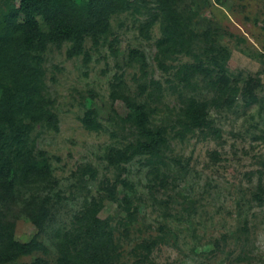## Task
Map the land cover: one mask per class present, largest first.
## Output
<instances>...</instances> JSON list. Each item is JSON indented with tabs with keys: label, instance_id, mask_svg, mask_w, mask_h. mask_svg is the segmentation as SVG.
Masks as SVG:
<instances>
[{
	"label": "trees",
	"instance_id": "1",
	"mask_svg": "<svg viewBox=\"0 0 264 264\" xmlns=\"http://www.w3.org/2000/svg\"><path fill=\"white\" fill-rule=\"evenodd\" d=\"M182 2L0 0V264H166L155 255L169 242L164 227L159 234L142 238L131 256H125L113 218L101 215L106 202L116 200L117 183L104 182L106 196L86 197L68 225L55 226L60 183L38 139L42 130H59L46 63L48 51L64 45L68 58L82 57L86 63L102 48L114 58L118 70L110 81L109 96L113 104L122 103L124 112L113 108L103 117L97 94L91 92L82 122L89 130L107 131V122H113L127 131L128 138L109 146L104 159L115 168L142 160L153 181L164 166H185L181 159L169 157L174 139L219 134L216 110L239 104L253 107L262 81L258 76L239 78L232 73V49L224 42L220 24L211 19L201 23L209 2L192 0L194 8L183 7ZM135 10H139L141 41H153L154 28L159 26L152 58L142 44L121 48L122 38L113 28L114 16ZM156 68L169 78L157 79L152 73ZM168 98L172 107L166 103ZM163 106L169 110L166 117L160 114ZM83 172L81 176L97 177L95 167L86 166ZM117 180L125 186L130 183L129 178ZM254 192L264 199L261 176ZM122 193L120 206L127 214L128 231L137 211L131 194ZM22 217L37 228L26 242L16 238ZM24 257L31 261L18 263Z\"/></svg>",
	"mask_w": 264,
	"mask_h": 264
},
{
	"label": "rangeland",
	"instance_id": "2",
	"mask_svg": "<svg viewBox=\"0 0 264 264\" xmlns=\"http://www.w3.org/2000/svg\"><path fill=\"white\" fill-rule=\"evenodd\" d=\"M207 1L210 8L202 11L201 23L211 19L220 24L224 42L232 49V73L239 78L254 75L261 79L258 102L247 109L239 104L216 110L219 134L174 139L169 157L181 159L185 166H164L155 181L146 174L142 160L115 168L104 159L109 146L128 138L127 131L122 132L113 122H107V131L89 130L83 125L86 97L91 92L97 94L103 117L113 108L124 112L122 103L110 100V81L118 69L108 50L94 52L88 63L82 57L68 58L67 45L48 51V84L56 99L60 125L58 131L42 130L38 147L50 155L60 183L55 226L68 225L86 197L106 196L103 183L108 180L111 186L117 183L119 192L115 201L106 202L101 215L113 218L125 256H131L133 246L142 238L159 234L164 227L169 242L155 253L163 263L264 264V199L254 192L260 176L264 181V0ZM181 6L195 7L192 0H183ZM112 24L122 38L121 48L142 44L152 58V43L160 34L158 25L153 31L155 39L144 42L139 37V10L114 16ZM152 73L162 81L169 78L158 68ZM166 103L173 105L169 98ZM161 113L166 117L169 110L163 106ZM86 166L97 169L96 179L80 175ZM117 178H129L131 184L125 186ZM121 191L131 194L137 211L128 231L127 214L120 206ZM36 233L29 219H19L18 240L29 241ZM45 242L49 245L47 239ZM21 261H31V257L18 263Z\"/></svg>",
	"mask_w": 264,
	"mask_h": 264
}]
</instances>
